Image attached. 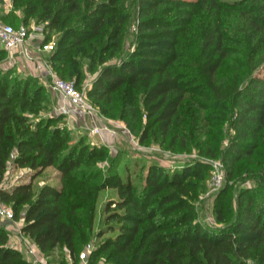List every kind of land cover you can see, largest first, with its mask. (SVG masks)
Wrapping results in <instances>:
<instances>
[{"label":"trees","instance_id":"trees-1","mask_svg":"<svg viewBox=\"0 0 264 264\" xmlns=\"http://www.w3.org/2000/svg\"><path fill=\"white\" fill-rule=\"evenodd\" d=\"M25 2L29 12L40 14L41 19H50L55 26L66 28L59 48L50 55V61H55L58 75L62 78L74 79L78 85L77 79L85 75L84 62L79 55L90 60L91 70L96 65V58L100 64H106L108 53L113 56L122 51L121 33L129 20L128 13L121 12L123 0ZM213 4L220 12L219 3L214 1ZM28 6H32L31 9ZM79 16L82 18L78 19ZM74 17L76 22L79 20L84 25L74 26L75 21L72 25ZM10 24L17 26L20 23ZM172 25L169 19L159 15L142 20L138 34L148 42V49L138 51L137 58L126 60L120 66L102 65L88 91L89 97L103 102L101 106H106V115L127 119L132 129L142 124L144 106L149 124L143 128L139 138L142 143L153 127L159 141L165 143L174 126L180 123L182 104L187 99L185 75L176 68L175 54L169 52L168 56L164 51L151 49L158 39L167 42L166 48H174L173 43L177 40ZM248 26L251 31L244 32L248 49L243 54L239 49L235 53L247 58L249 69L245 70L244 64L238 63L234 68V78L229 82L227 75L230 73H222L221 70L232 50L223 45V33L215 39L209 30L204 44L206 61L200 71L206 75L207 82L203 86L208 87L217 100H230L237 107L232 113L235 116H231L234 140L222 157L230 175L234 173L240 157L252 154L261 145L258 138L264 129V71L250 79L245 91L242 88L243 72L250 73L256 66V55L260 54V61H264V4L259 5V13L249 19ZM107 28H111L109 33ZM82 33L83 37L79 35ZM251 39H257L256 43L252 44ZM69 44L71 49L66 47ZM3 74L0 71V198L12 206L16 217L24 211L22 230L46 255L48 264H70L68 254L77 263L83 249L78 251L80 236L70 216L77 215L78 208H85V204L91 202L88 188H98L83 176L86 172L79 170L83 163L89 164L96 151L90 149L86 155L82 149L76 155L77 148H73L71 153L63 154L68 142L61 129H50L51 125L44 119L32 127L28 120V113H39L44 107L42 103L47 102L42 96L44 87L30 92L31 81L12 83ZM177 137L175 133L170 147H174ZM184 139L182 137V141ZM205 153L211 157L219 155L210 145ZM100 154L103 155V151ZM10 159L15 167L29 168L34 174L57 166L67 180L64 186L69 189L75 187L83 203L75 201L72 191L65 193L49 184L38 195L32 182L6 187L4 180ZM187 176L184 171H176L171 177L161 178L157 167L151 166L147 183L141 191L121 176L112 177L109 186L118 188L122 198L116 206L125 209V213L114 211L110 217L125 222L119 238L102 248L114 247L112 259H117L112 264H247L251 258L257 264H264V201L256 200L246 190L237 197L233 219L226 220L223 204L216 208L217 220L222 226L189 223L180 227L193 220L187 197L205 177L202 171L197 172L196 181L187 179ZM227 194L225 189L221 197L225 198ZM68 199L73 202L69 203ZM108 209L111 210V205ZM176 210L181 212L175 217L157 219L158 215L164 216ZM63 248L68 250L66 256L60 253ZM91 256L93 264L99 252L94 249ZM0 264H33L21 250L9 244L8 233L2 227Z\"/></svg>","mask_w":264,"mask_h":264},{"label":"rangeland","instance_id":"rangeland-1","mask_svg":"<svg viewBox=\"0 0 264 264\" xmlns=\"http://www.w3.org/2000/svg\"><path fill=\"white\" fill-rule=\"evenodd\" d=\"M214 1L219 3L220 12L213 4ZM123 2L124 8L121 12H127L129 20L121 33L122 51L113 56L108 53L106 64H100L96 58L94 60L97 61L96 65L91 70L88 65L90 60L79 55L78 57L84 62L85 75L77 79L78 87L85 88L88 94L102 65L120 66L126 60L137 58L138 51L148 49L146 46L148 42H145L138 34L142 20L153 15L169 19L173 24L171 27L176 30L177 41L173 43L174 48L172 50L166 48L167 42L164 39H158L153 42L154 47L151 49L164 51L168 56L169 52L175 54L173 57L176 58V68L185 75L184 83L188 93L186 101L182 104L180 123L174 126L173 131L163 144L157 138L155 127L149 130L148 138L143 143L139 141L143 128L149 124L144 106L142 107V124H138L136 129L130 128L127 119L106 115L104 113L106 106H101L103 102H97L96 99L88 95V100L96 108V123L93 122L95 118L92 116H87V120H85L78 114H62L58 109L61 97L53 86L47 67L44 71L38 72L28 59L17 57L15 54L0 49V71L4 73V76L9 77L12 83L31 81L30 92L38 87H44L42 96L47 102L42 105L46 109L43 107L36 114L28 113V120L32 127H35L39 120L44 119L47 124L51 125L50 129H61L68 142L63 154L71 153L73 148H77L76 155L82 149L86 155L90 149L96 151L91 159L88 158L89 164L83 163L79 170L86 172L83 176L98 188H88L91 202L85 204L87 205L85 208H78L77 215L70 216L81 237H79L78 251L84 249L87 244H91L95 251L99 252V256L93 264H112L117 259V257L112 259L113 246L106 250H102V248L113 239L119 238L121 227L125 223L110 218L114 211L125 213V209H118L116 206L122 198L118 188L109 186L108 182L112 177L121 176L131 182L135 189L141 191L147 183L151 166L157 167V173L161 178L171 177L176 171H184L188 174L187 179L196 181L197 172L202 171L204 179L187 197L194 218L191 222L180 227L189 223H201L206 227L222 226V223L217 220L216 208L223 204L226 220L233 219L237 210V197L246 190L250 195H254L256 200L264 201V129L258 138L261 145L256 147L252 154L240 157L232 175L229 174L228 168L223 162L225 181L216 189L212 184L213 164L215 161L222 160L223 154L227 151L231 141L234 140L235 129L232 126L231 116H235L232 113L237 107L230 103V100H217L212 91L203 86L207 82L206 75L200 72L206 61L207 52L204 50V44L209 30L215 39L219 33H223V45L232 50L230 58L224 60L221 70L222 73H230L227 75L228 81L234 78V71H236L234 68L238 63L244 64L245 70L249 69L247 58L242 55L238 56L235 52L239 49L243 54L248 49L245 47L247 35L244 32L251 31L247 29L249 19L259 13V5L264 4V0H209L208 2L206 0H123ZM27 5L25 0H0V21H5V23L25 21L29 25H43L44 42L51 44V49L38 58L44 64L48 63L49 67L58 74L54 65L55 61H50V55L59 48L66 28L55 26L50 19H41L40 14L29 12L26 9ZM31 7L28 6V9ZM81 18L82 16L78 17V19ZM78 22L79 20L76 22L75 17L71 20L74 26L84 25ZM106 31L109 33L111 28H107ZM79 35L84 36L83 33ZM235 40H239V42ZM106 41L107 39L105 43ZM251 41L254 44L257 39H251ZM66 47L71 49L72 45L69 44ZM259 55H256L257 64L255 63L256 66L250 70V73L243 72V91L256 73L264 71V61H260ZM141 96L140 98H142ZM118 105L120 107L121 104ZM94 126L101 130L96 133L92 132ZM175 133L178 137L172 148L169 143ZM17 135L21 136L19 133ZM182 137L185 138L184 141H182ZM208 145L218 151L217 157H211L205 153ZM102 151L103 155L100 154ZM26 182H32L36 195L45 185L49 184L62 189L65 193L72 191L75 201L83 203L78 192L75 191V187L69 189L64 186L67 180L63 178L57 166H50L41 173L34 174L29 168L15 167L13 160L10 159L4 185L12 187ZM225 189L228 194L222 198L221 194ZM68 202L71 203L73 200L68 199ZM109 205H111V210L108 209ZM180 212L181 210H176L169 214H163L164 216L158 215L157 219L172 218ZM23 223L24 211L22 210L15 218L14 223L6 227L0 222V227L8 233L9 244L11 240L15 245H20L23 254L28 258L26 249L33 240L25 232H23V236L29 241H26L20 234L19 228L21 226L23 228ZM173 227V229L176 228V226ZM67 252L68 250L63 248L60 253L66 256ZM43 256L45 264H48V258L44 253ZM91 261L92 258L89 260V264H92ZM246 263L257 264L254 258L248 259Z\"/></svg>","mask_w":264,"mask_h":264},{"label":"built area","instance_id":"built-area-1","mask_svg":"<svg viewBox=\"0 0 264 264\" xmlns=\"http://www.w3.org/2000/svg\"><path fill=\"white\" fill-rule=\"evenodd\" d=\"M44 34V26L40 24L29 25L26 22H21L15 26L0 21V49L21 58L36 60L43 53L51 49V44L44 42ZM45 65L51 76L53 86L61 97V102L58 107L59 111L65 115L82 113L84 115H90L93 118L97 117L95 113L96 108L88 100V94L85 88H79L74 79L68 80L60 77L49 67L48 63ZM93 122L96 123V118ZM100 130L101 128L94 126L92 132L96 133ZM225 177L223 160L215 161L212 169V184L215 189L222 185ZM15 218L16 216L12 206L3 202L0 198V222L8 227L15 222ZM19 232L26 241H29L28 238L23 236L22 226L19 228ZM94 249L93 245L87 244L80 252L77 263H74L71 255L68 254L70 264H89ZM26 252L33 264H45L43 253L35 242L29 243Z\"/></svg>","mask_w":264,"mask_h":264},{"label":"crops","instance_id":"crops-1","mask_svg":"<svg viewBox=\"0 0 264 264\" xmlns=\"http://www.w3.org/2000/svg\"><path fill=\"white\" fill-rule=\"evenodd\" d=\"M17 56V55H16ZM18 57V56H17ZM29 61V63H31V64H34V68L38 71V72H41V71H44L45 69H46V65L42 62V60L41 59H34V60H28ZM32 66V65H31ZM78 115L80 116V118H85V120H87V116H90V115H84V114H82V113H78ZM90 120L92 121V119L90 118ZM10 245L11 246H13V247H15V248H17V249H19V250H21L22 251V249H21V246L20 245H15V243H12V241L10 240ZM28 256V259L30 260V257H29V255H27Z\"/></svg>","mask_w":264,"mask_h":264}]
</instances>
